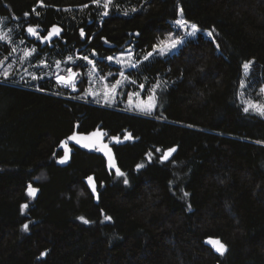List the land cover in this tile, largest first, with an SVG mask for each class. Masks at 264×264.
Listing matches in <instances>:
<instances>
[{
  "label": "trees",
  "instance_id": "16d2710c",
  "mask_svg": "<svg viewBox=\"0 0 264 264\" xmlns=\"http://www.w3.org/2000/svg\"><path fill=\"white\" fill-rule=\"evenodd\" d=\"M180 9L197 38L145 60L177 31ZM104 11L93 0H0L34 60L97 56L105 75L119 70L103 58L131 48L127 75L143 97L161 84L154 113L140 115L66 98L53 78L0 76V264H264V117L243 111L264 98V0H113ZM28 26L63 33L41 42ZM11 51L0 41V60ZM95 130L124 177L98 150L73 146L59 164L63 141Z\"/></svg>",
  "mask_w": 264,
  "mask_h": 264
},
{
  "label": "rangeland",
  "instance_id": "374dc122",
  "mask_svg": "<svg viewBox=\"0 0 264 264\" xmlns=\"http://www.w3.org/2000/svg\"><path fill=\"white\" fill-rule=\"evenodd\" d=\"M179 19H183V14H181V12ZM0 20H2V22H0V31L7 33L10 38L7 41L5 40H0V41L10 45L12 49L10 57L3 60L4 63L2 66H0V70L7 69L8 66L11 65V69H10L11 75L9 77L16 76L21 80L27 82H35L43 79L53 78L56 84L63 91H66V93L64 94L66 98H73L74 100H80V101L87 100V102L89 103H96L97 100H99V102H97L99 104L97 105L100 106L117 108V106L120 105L123 108L127 109L124 111L141 114V115H148L140 111L139 107H142L149 102L148 100L149 96L143 97L144 89H141L140 87H136L131 82L132 80L127 75V72L134 68L128 67L126 63L116 62L117 58H121L125 61H131V63L137 64L135 63L134 53L131 48H127L124 51L111 56L113 57L112 60H108L107 59L108 57L103 58V60H105L106 63L112 65L113 67L119 70L118 72H114L113 70H110L105 75L98 69L96 64H95L96 70L92 71V65L88 64L87 61H84L82 59L83 56L80 55L79 53H76L75 55H71V57L73 58L71 61L68 60L69 56L64 60H59L56 58H51L46 60L45 58H43L40 61H36L34 60V56L37 53L36 47L31 46L23 38H21L20 31L15 26L10 25L5 18H0ZM174 25L177 31L173 35H171V39L180 40L181 42L177 43L175 48L166 50L162 54L159 53V49L154 51L153 54L170 56L176 53L179 50V48L185 44L187 40L196 39L199 34V31H197L195 36H188L184 28H181L176 24ZM9 29H11L10 32ZM187 31L189 32L191 31L190 24H188ZM205 35L206 37H210L208 35V32H206ZM31 48H35L36 52L33 53L30 57L24 58V51L26 49H31ZM13 49H15V51H13ZM129 53H131V55H129ZM89 59L91 58L89 57ZM95 59H91V60H93L95 63ZM57 61H60L59 67H57V63H56ZM45 63L47 64V66H45ZM69 68L72 69L73 73L77 74L74 81L76 90H73L72 87H65L56 80L57 75L67 77L69 75L68 73ZM121 72L124 73V76L127 77V79L120 76ZM33 75H35L38 78L33 79L32 78ZM117 81H120L119 85H117ZM83 82H85L84 91L81 93L80 89L81 86L83 85ZM113 88H115V91H112ZM134 93H139V96L133 95ZM106 94L108 98V103H105ZM130 96L132 101L131 104H129ZM247 100H252V99H247ZM254 102L264 104V98ZM134 105L139 107H133ZM154 111L152 112V114L154 113ZM36 193L37 190L35 192V195ZM35 195H29L30 200H33Z\"/></svg>",
  "mask_w": 264,
  "mask_h": 264
},
{
  "label": "snow or ice",
  "instance_id": "6c2138e0",
  "mask_svg": "<svg viewBox=\"0 0 264 264\" xmlns=\"http://www.w3.org/2000/svg\"><path fill=\"white\" fill-rule=\"evenodd\" d=\"M41 4H42V0H40ZM93 3H95L97 6H102L105 11L103 12V15L104 16H107L108 15V11L107 9L109 8V6L113 3V0H93ZM88 5H84V7H87ZM33 11H35V9H33ZM132 11H136L135 8L132 9ZM180 12L182 14L183 10L180 9ZM25 15L27 16L28 14L25 13ZM36 15L38 16L39 13H36ZM125 15H127V12H125ZM0 22H2V20H0ZM175 24L181 28H184L185 31H186V34L188 36H195L197 31H199L197 25L195 24H191V31H187V28H188V24L189 22L184 20V19H178L175 21ZM11 31V29H9V32ZM26 31L28 33H30L31 35L33 36H36L40 39L41 42H44V41H51L52 37L54 35H59L60 33V29L56 26H53L51 28L50 31L47 32V35L44 36V37H40L39 36V33L37 32L36 28L32 27V26H28ZM82 36L84 35V32L83 30L81 29V33H80ZM209 36L212 35L211 32L208 33ZM9 36L7 33H4L2 31H0V40H9ZM181 41L180 40H172L171 37H169L168 40H162L160 41L157 45H154L153 46V50L156 51L157 49H159V53L162 54L164 51L166 50H170L172 48H175L176 47V44L177 43H180ZM217 47H219L217 45ZM13 51H15V49H13ZM36 52V49L35 48H31V49H26L24 51V58H27V57H30L33 53ZM94 55V54H93ZM129 55H131V53H129ZM153 53L152 52H149L146 56H144V59L147 60L150 56H152ZM73 58L71 56L68 57V60L71 61ZM82 59L84 61H87L88 64L92 65V71H95V63L93 60L89 59L88 56H83ZM108 60H112L113 57H108L107 58ZM116 62L117 63H126L128 67H132V68H135L137 67V64H134V63H131V61H125L121 58H117L116 59ZM3 61L0 60V66L3 65ZM57 67L60 66V61H57ZM250 65H251V62H246L243 64V69H244V72L245 74L248 73L249 71V68H250ZM45 66H47V64L45 63ZM11 65L8 66L7 69H2L0 70V76H3V78L7 79L9 78V76L11 75ZM68 73L69 75L67 77L65 76H61V75H57L56 76V80L62 84L63 86L65 87H72L73 90H76L75 88V77L77 76L76 73H73L72 72V69L69 68L68 69ZM120 76L127 79V77L124 76V73L121 72L120 73ZM33 79H37L38 77H36L35 75H33L32 77ZM132 83H135V81H131ZM120 81H117V85H119ZM244 86V82L242 81L241 82V87ZM140 88L143 89L144 88V85L141 84L140 85ZM161 88V84L160 83H156L154 85V87L151 89V95H149L148 97V100L149 102L142 106V107H139V106H136L134 105L133 107H139V110L142 111L143 113L145 114H148V115H151L152 112L155 110L156 108V90L157 89H160ZM42 90V89H41ZM112 91H115V88L112 89ZM259 92L261 94H264V87H261L259 89ZM133 95L135 96H139V93H134ZM241 95H244V93H241ZM114 99V98H113ZM97 102H99V100H97ZM105 103H108V98H107V94H106V98H105ZM132 101H131V96L129 97V104H131ZM245 104V106L243 107V111L245 113H249L250 111L256 113L257 115H260V116H264V104L262 103H257V102H254L252 100H247V101H244L243 102ZM104 134L101 133L99 130L95 131V132H92L89 136H77L76 134H73L72 136H70L68 139H71V140H75L77 144H81L83 141L85 140H89L90 143H84L83 146L84 147H95L97 148L99 151H103L105 152L106 155L109 156V161H110V167H114V164L112 163V155H111V149L108 148V146L106 144H103L101 142V139H102V136ZM95 138V139H93ZM131 138V133H129L127 136H125V139H130ZM112 139H115L117 142H119V137H112ZM64 144V147L66 148L67 147V141H64L62 142ZM157 151H160L159 149H157ZM176 151V148H169L167 150V152L161 157L162 160H167L169 155H171L173 152ZM151 156V153H149V157ZM65 159L67 158V152H65ZM61 163H63V160H61ZM143 167V165H137V168H141ZM116 174L121 176V177H124L125 176V173L121 172L119 170V168L116 169ZM87 181L88 183L91 185V188H92V192L95 193L96 192V186L95 184L93 183V177L89 176L87 177ZM125 184L128 183V180L125 178L124 181H123ZM35 192H36V189L32 188L31 185L28 186V193L29 195H35ZM185 196L188 195V193H184ZM98 195H97V199H98ZM24 208H27V205H23ZM81 220H84L85 223H88L89 221L85 220L83 217H80ZM105 219L106 220H111L112 218L110 216H105ZM28 227L29 225L28 224H24L23 225V228L24 230H28ZM209 243L213 244L215 247H216V251L220 252L221 254H223L227 249H226V246L221 243L220 240L216 239V240H209L208 241ZM42 255H44L42 253Z\"/></svg>",
  "mask_w": 264,
  "mask_h": 264
},
{
  "label": "water",
  "instance_id": "95a60500",
  "mask_svg": "<svg viewBox=\"0 0 264 264\" xmlns=\"http://www.w3.org/2000/svg\"><path fill=\"white\" fill-rule=\"evenodd\" d=\"M56 27H58V28L60 29V33H59L58 36H57V35H54V36L52 37L51 41L60 38V36H61L62 33H63L62 29H61L59 26H56ZM95 131H97V130H95ZM95 131H93V132H95ZM99 131H100V130H99ZM100 132L104 134L103 131H100ZM91 133H92V132H91ZM91 133H89V134H79V133H75V134H76L77 136H89ZM93 139H95V138H93ZM66 141H67V147H66V148L64 147V144H63V143H61V145H60V149H61L62 151H64V155H63V157H62V158L60 159V161H59V164H60V165H64V164H66V163L69 162V160H70V158H71V155H72L73 152H74L73 146H74V147H77V148H81V149L98 150V149L95 148V147H91V146H90V147H84V146H83L84 143H90L89 140H85V141H83L81 144H77L75 140H71V139H67ZM63 142H64V141H63ZM101 142H102L103 144H106V145L108 146V148L111 149L110 144H109L108 142L105 141V137H104V135L102 136ZM98 151H99V150H98ZM176 151H177V148H176ZM176 151L173 152L171 155H169V157H168L167 160H162V159H161V160H162L163 162H169V161L173 158V156L175 155ZM65 152H67V158H66V159L64 158V157H65ZM99 152H100V153H101V154L107 159V162H108V164L110 165L109 156L106 155L105 152H103V151H99ZM166 152H167V151H166ZM166 152H165V153H166ZM165 153H164V154H165ZM111 155H112V163L114 164V167H112V169H113L114 171H116L117 166L115 165L114 154H113L112 149H111ZM61 160H63V163H61ZM96 190H97V188H96ZM209 240H210V239L206 240V243H207L208 245L214 246L213 244H211V243L208 242ZM211 240H213V239H211ZM214 247H215V246H214ZM215 248H216V247H215Z\"/></svg>",
  "mask_w": 264,
  "mask_h": 264
},
{
  "label": "bare ground",
  "instance_id": "6f19581e",
  "mask_svg": "<svg viewBox=\"0 0 264 264\" xmlns=\"http://www.w3.org/2000/svg\"><path fill=\"white\" fill-rule=\"evenodd\" d=\"M70 99H73V98H70ZM95 104V103H94ZM113 108H115V107H113ZM115 109H118V108H115ZM124 111V110H123ZM128 112V111H127ZM141 115V114H140Z\"/></svg>",
  "mask_w": 264,
  "mask_h": 264
},
{
  "label": "crops",
  "instance_id": "0c3cea01",
  "mask_svg": "<svg viewBox=\"0 0 264 264\" xmlns=\"http://www.w3.org/2000/svg\"><path fill=\"white\" fill-rule=\"evenodd\" d=\"M96 104H99V103L96 102Z\"/></svg>",
  "mask_w": 264,
  "mask_h": 264
}]
</instances>
